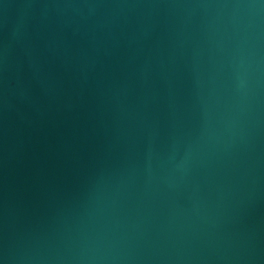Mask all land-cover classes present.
<instances>
[{
  "label": "water",
  "instance_id": "water-1",
  "mask_svg": "<svg viewBox=\"0 0 264 264\" xmlns=\"http://www.w3.org/2000/svg\"><path fill=\"white\" fill-rule=\"evenodd\" d=\"M0 264H264V0H0Z\"/></svg>",
  "mask_w": 264,
  "mask_h": 264
}]
</instances>
